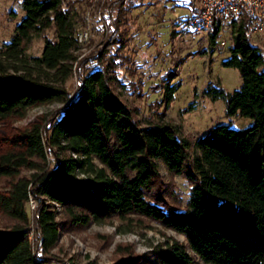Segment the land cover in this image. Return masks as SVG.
Listing matches in <instances>:
<instances>
[{"label":"trees","instance_id":"1","mask_svg":"<svg viewBox=\"0 0 264 264\" xmlns=\"http://www.w3.org/2000/svg\"><path fill=\"white\" fill-rule=\"evenodd\" d=\"M63 3L23 0L25 16L12 40L0 47V122L24 118L33 107L65 103L47 127L36 120L16 133L0 130V176L36 170L0 190V213L18 223L0 231V264L49 263L46 254L60 238V222L48 201L59 203L74 225L137 214L184 235L187 245L173 242L158 252L159 264H195V258L204 264H264L263 50L242 27L223 62L238 69L241 87L232 93L206 91L226 99L228 115L250 117L253 125L213 127L197 141L199 153L188 165L185 139L167 124L140 127L103 69L81 76L69 97L65 81L74 70L77 39L73 9ZM50 27L55 40H45L39 56L26 57L27 41ZM213 28L212 44L219 31ZM177 87H169V98ZM48 154L57 160L45 169ZM158 162L191 181L184 209L149 193L159 176ZM31 223L41 240L35 246ZM136 258L116 264H140Z\"/></svg>","mask_w":264,"mask_h":264},{"label":"rangeland","instance_id":"2","mask_svg":"<svg viewBox=\"0 0 264 264\" xmlns=\"http://www.w3.org/2000/svg\"><path fill=\"white\" fill-rule=\"evenodd\" d=\"M22 3L23 0H0V47L12 40L24 18ZM63 6L73 9L76 34L88 32V37L78 42L74 50V70L65 81L69 97L81 76L103 69L110 77L113 93L130 109L140 127L167 124L185 139L188 165L199 153L197 141L213 127L245 129L253 125L254 119L250 117L228 115L226 99L212 98L206 93L208 88H223L232 93L241 87L242 79L237 68L223 65L234 44L231 23L221 22L212 44L211 34L198 29L199 0H64ZM248 34L250 42L264 52V31ZM45 40H55L53 27L31 36L25 45L26 57L39 56ZM174 85H178L177 90L169 98V87ZM64 104L55 102L30 108L24 118L0 122V130L7 128L16 133L36 120L47 127ZM56 160L54 154H48L44 168H52ZM35 172L22 168L16 176H0V190L20 177L30 178ZM158 172L149 193L160 197L157 199L166 205L184 209L191 181L184 175L170 173L162 162H158ZM48 203L60 222V238L46 254L48 264L60 260L67 264H116L137 256L140 264H159L158 252L173 242L187 245L184 235L141 215L112 216L102 222L74 225L59 203ZM32 206L29 200L26 208L30 216ZM17 224L0 213V231H8ZM31 229L30 239L35 246L39 238L33 223ZM195 261L204 264L196 258Z\"/></svg>","mask_w":264,"mask_h":264},{"label":"built area","instance_id":"3","mask_svg":"<svg viewBox=\"0 0 264 264\" xmlns=\"http://www.w3.org/2000/svg\"><path fill=\"white\" fill-rule=\"evenodd\" d=\"M199 4L198 29H204L208 34L212 33L213 27L220 30L221 22L231 23L234 37L242 27L248 32L264 31V0H199ZM87 37L86 30L80 31L76 34L77 43ZM30 201L34 206L31 198ZM40 242L39 239L38 244Z\"/></svg>","mask_w":264,"mask_h":264}]
</instances>
